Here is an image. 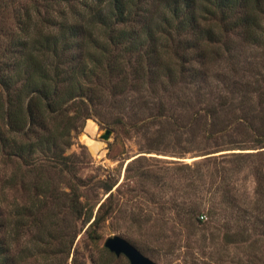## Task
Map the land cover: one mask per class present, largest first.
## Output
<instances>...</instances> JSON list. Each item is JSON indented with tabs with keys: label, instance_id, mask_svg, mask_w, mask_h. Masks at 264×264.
Returning a JSON list of instances; mask_svg holds the SVG:
<instances>
[{
	"label": "trees",
	"instance_id": "obj_1",
	"mask_svg": "<svg viewBox=\"0 0 264 264\" xmlns=\"http://www.w3.org/2000/svg\"><path fill=\"white\" fill-rule=\"evenodd\" d=\"M235 38L264 46V0H0V165L13 166L0 175V264H63L75 220L95 232L111 213L112 193L97 209L75 191L61 204L45 174L21 172L66 158L91 103L130 94L142 107L117 121L175 131L172 109L192 106L205 133L225 126L237 94L264 95L259 79L239 76ZM254 128L263 136L264 119ZM6 188L29 203L9 201ZM27 233L31 244L17 248Z\"/></svg>",
	"mask_w": 264,
	"mask_h": 264
},
{
	"label": "rangeland",
	"instance_id": "obj_2",
	"mask_svg": "<svg viewBox=\"0 0 264 264\" xmlns=\"http://www.w3.org/2000/svg\"><path fill=\"white\" fill-rule=\"evenodd\" d=\"M230 45L235 61L247 69L239 76L259 79L264 86V46L238 38ZM247 93L237 94L233 103L238 108L226 110L222 129L205 133L195 132L192 106L172 109L182 117V129L175 131L169 126L161 130L157 122L133 126L127 116L117 121L121 113L142 107L131 102L130 94L124 101L107 97L91 103L92 115L73 132L66 158L21 171L28 172L26 179L45 174L61 204L75 191L97 209L112 193L106 207L111 213L95 232L60 214L63 225L75 223L76 235L72 255L63 264H102L107 252L113 255L111 264H130L125 255L104 246L115 235L158 264H264V135L254 128L264 119V95ZM89 120L97 124L96 134L89 136L102 143L97 153L81 137L88 134ZM106 129L111 130L109 140L101 137ZM0 168L3 177L13 166ZM6 194L9 201L29 203L19 191L6 188ZM28 237L16 247L30 245ZM43 258L38 256L47 263Z\"/></svg>",
	"mask_w": 264,
	"mask_h": 264
},
{
	"label": "water",
	"instance_id": "obj_3",
	"mask_svg": "<svg viewBox=\"0 0 264 264\" xmlns=\"http://www.w3.org/2000/svg\"><path fill=\"white\" fill-rule=\"evenodd\" d=\"M110 133L111 130L106 129L101 134V137L104 140H109ZM104 246L117 256L121 254L125 255L128 258L130 264H158L149 257L145 256L133 244L121 236L115 235L113 237L107 238L104 242Z\"/></svg>",
	"mask_w": 264,
	"mask_h": 264
},
{
	"label": "bare ground",
	"instance_id": "obj_4",
	"mask_svg": "<svg viewBox=\"0 0 264 264\" xmlns=\"http://www.w3.org/2000/svg\"><path fill=\"white\" fill-rule=\"evenodd\" d=\"M96 125L97 124H95L93 121L89 120L87 125H86V128H85V131L88 134H83L81 136L85 140V142L89 145V147L91 148V150L94 153L99 152L101 147H102V143L101 142H98L97 140H94L93 137H91L94 134H96V132H97V126ZM89 134L91 136H89Z\"/></svg>",
	"mask_w": 264,
	"mask_h": 264
}]
</instances>
